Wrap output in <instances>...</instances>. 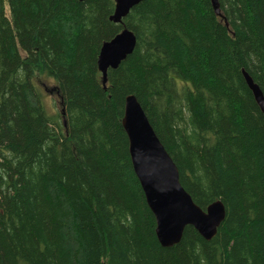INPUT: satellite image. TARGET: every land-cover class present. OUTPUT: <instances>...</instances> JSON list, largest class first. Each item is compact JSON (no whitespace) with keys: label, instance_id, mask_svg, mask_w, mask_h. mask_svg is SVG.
I'll use <instances>...</instances> for the list:
<instances>
[{"label":"trees","instance_id":"trees-1","mask_svg":"<svg viewBox=\"0 0 264 264\" xmlns=\"http://www.w3.org/2000/svg\"><path fill=\"white\" fill-rule=\"evenodd\" d=\"M0 0V264H264V0ZM123 28L135 47L102 85ZM55 83L50 114L39 87ZM133 95L192 201L225 216L161 247L121 127Z\"/></svg>","mask_w":264,"mask_h":264},{"label":"water","instance_id":"water-1","mask_svg":"<svg viewBox=\"0 0 264 264\" xmlns=\"http://www.w3.org/2000/svg\"><path fill=\"white\" fill-rule=\"evenodd\" d=\"M83 1V0H79ZM141 0H113L114 14L110 20L122 23L128 12ZM214 13L219 16L217 0H210ZM134 35L123 28L113 40L102 44L97 68L102 85L106 84V71L115 69L135 47ZM243 78L258 108L264 115V98L247 73ZM122 128L128 139V153L132 170L143 192L146 205L155 221V236L161 247L176 245L185 227L194 228L206 241L212 239L225 216V209L216 201L200 209L179 181L178 169L156 137L146 115L134 96L124 99Z\"/></svg>","mask_w":264,"mask_h":264},{"label":"rangeland","instance_id":"rangeland-1","mask_svg":"<svg viewBox=\"0 0 264 264\" xmlns=\"http://www.w3.org/2000/svg\"><path fill=\"white\" fill-rule=\"evenodd\" d=\"M39 87L41 88L44 95V102L47 106L48 112L50 114H58L60 107L58 104V97L55 92V83L50 79H42L40 81Z\"/></svg>","mask_w":264,"mask_h":264},{"label":"bare ground","instance_id":"bare-ground-1","mask_svg":"<svg viewBox=\"0 0 264 264\" xmlns=\"http://www.w3.org/2000/svg\"><path fill=\"white\" fill-rule=\"evenodd\" d=\"M209 1H210V0H209ZM210 3H211V2H210ZM211 7H212V5H211ZM114 9H115V6H114ZM128 13H129V12H128ZM113 14H114V12H113ZM113 14L110 16V18L113 16ZM214 14H215V13H214ZM215 15H216V14H215ZM125 17H126V16H125ZM125 17H124V18H125ZM110 18H109V20H110ZM122 19H123V18H122ZM122 19H121V22H122ZM110 21H111V20H110ZM112 22H113V23H117V24H121V23H118V22H114L113 20H112ZM121 31H122V30H121ZM120 33H121V32H120ZM120 33H119V34H120ZM119 34H117L116 36H118ZM116 36H114L111 40H113ZM111 40H110V41H111ZM116 68H117V67H116ZM116 68H115V69H116ZM106 73H107V71H106ZM128 96H129V95H128ZM131 96H133V95H131ZM126 97H127V96H126ZM126 97H125V98H126ZM137 102H138V101H137ZM138 104H139V103H138ZM139 106H140V104H139ZM140 108H141V106H140ZM141 109H142V108H141ZM142 111H143V110H142ZM122 116H123V114H122ZM121 120H122V118H121ZM121 127H122V125H121ZM122 129H123V128H122ZM125 135H126V134H125ZM155 135H156V134H155ZM126 137H127V136H126ZM156 137H157V136H156ZM127 141H128V139H127ZM129 158H130V157H129ZM130 162H131V161H130ZM155 227H156V225H155Z\"/></svg>","mask_w":264,"mask_h":264}]
</instances>
